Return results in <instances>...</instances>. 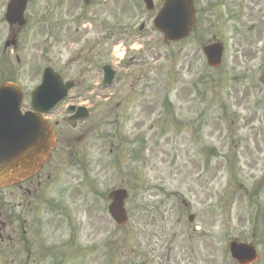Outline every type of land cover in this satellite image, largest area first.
I'll use <instances>...</instances> for the list:
<instances>
[{
	"label": "rangeland",
	"instance_id": "obj_1",
	"mask_svg": "<svg viewBox=\"0 0 264 264\" xmlns=\"http://www.w3.org/2000/svg\"><path fill=\"white\" fill-rule=\"evenodd\" d=\"M138 2L92 0L85 7L82 0H30L32 13L18 34L17 49H4L9 26L0 0V80L18 82L27 105L45 63L72 76L99 58L97 45L69 64L73 35L86 34L93 42L99 28L110 34L101 46L102 61L123 66L110 86L87 91L97 95L95 111L81 131L72 132L78 158L88 166L83 172L59 167V193L47 190L67 206L53 237L56 247L51 256L43 252L42 260L29 264H236L224 247L227 236L237 235L259 243L262 258L256 264H264V189L257 187L264 172V92L257 109L258 97L247 95L233 108L227 96L230 74L218 77L200 50V43L215 36L212 17L205 16L189 38L167 43L152 29L142 34L134 29L143 19ZM241 2L245 16L225 22L218 33L225 40L233 26L244 24L247 30L256 21L261 6L248 12V3ZM64 9L70 13L62 19ZM84 17L88 21L80 22ZM50 21L59 28L73 21L74 33L66 29L48 36ZM120 56H133V64L118 63ZM138 148L140 154L132 157ZM121 185L130 191L126 225L114 224L105 211L107 200L91 201L88 211L81 208L82 192L101 191L105 199ZM89 244L95 245L90 254ZM16 249L6 246V264H26L23 252L21 262L14 261Z\"/></svg>",
	"mask_w": 264,
	"mask_h": 264
},
{
	"label": "flooded vegetation",
	"instance_id": "obj_2",
	"mask_svg": "<svg viewBox=\"0 0 264 264\" xmlns=\"http://www.w3.org/2000/svg\"><path fill=\"white\" fill-rule=\"evenodd\" d=\"M249 3L248 12L256 10L264 0H242ZM197 11L196 30L205 16L212 17V28L215 36L212 42L222 44L223 55L220 65L214 67L218 77L230 74V85L227 96L235 102L233 108H239L240 103L247 96L262 98L264 85L260 76L264 74V11H257L254 25L244 30V24L233 26L231 37L225 40L218 36L225 22H234L245 16L246 5L241 0H194ZM210 13V15H208ZM259 13V14H258ZM47 13H43L45 17ZM247 15H249L247 13ZM29 17V14H28ZM232 24L230 25V27ZM58 29V27H57ZM233 40V42H232ZM201 46L204 44L200 43ZM247 95V96H246ZM77 109H74V114ZM57 128V142L50 157L43 167L31 172L18 182L6 186L0 202V242L4 247V260L6 264V243L21 246L27 250L32 245L31 239L43 236L42 220L53 227L50 236L55 233L53 213L55 208L49 200L47 190L51 188L52 177L57 173L58 167L69 161L66 150L73 148L72 135L67 128L54 120ZM77 126L74 128L76 129ZM40 252L42 248L37 242ZM27 259H30V250Z\"/></svg>",
	"mask_w": 264,
	"mask_h": 264
},
{
	"label": "water",
	"instance_id": "obj_3",
	"mask_svg": "<svg viewBox=\"0 0 264 264\" xmlns=\"http://www.w3.org/2000/svg\"><path fill=\"white\" fill-rule=\"evenodd\" d=\"M187 2H184L181 5L182 9H185L186 13L183 12L184 20L182 21V31L178 30L176 32H172L171 34L168 32L166 34L167 38L171 39H179L182 38L188 33L189 26L191 23H193V17H192V7L188 0ZM13 17H9V20L11 22H14L16 20L19 21V16L17 14L12 15ZM185 16L187 19H189L186 30L185 27ZM189 16V17H188ZM156 27L164 32L168 30L165 24V20L163 18V11L161 12L160 16L156 19ZM206 53L209 56L210 63H214V47H208L206 48ZM49 80L53 82L52 87H57V82L54 77H50ZM110 82V79L108 80ZM59 83V82H58ZM40 89V88H39ZM38 89V90H39ZM34 98V102L39 101L40 98ZM50 95H44L41 98V102H49L50 100L47 99V97ZM6 97V100L4 99ZM14 97H18L16 100H14ZM21 99V92L19 91L18 87L11 84L2 85L0 87V105H6V108H1L0 111H6V112H13L16 108H13V105L18 104L19 100ZM13 101V103H12ZM12 103V106H11ZM9 107V108H8ZM2 117V115H0ZM19 115L11 113V115L7 116V120L16 119ZM5 118V117H4ZM24 120V119H23ZM30 118H26V127L30 126ZM38 126V132L34 139L30 140L28 143L24 145L23 152L21 154H18L17 157H15L16 161L9 160L8 157H6L5 151L3 149V144L6 143V124L3 123L0 125V185H5L6 183L12 181L17 176H19L23 170L25 169H32L38 166L40 164L41 160L49 153L50 148L53 144V133L50 130V128L42 123L40 120L36 123ZM28 134V133H27ZM125 196V191L121 190L115 193L114 195V203L112 207V214L113 216L120 222L124 223L126 221V212L123 208V197ZM244 247L247 249V253L244 255L242 253V250ZM232 252L233 255L238 258L241 264H246L247 262H250L255 257V252L252 246H246L244 244H237L234 243L232 245Z\"/></svg>",
	"mask_w": 264,
	"mask_h": 264
}]
</instances>
